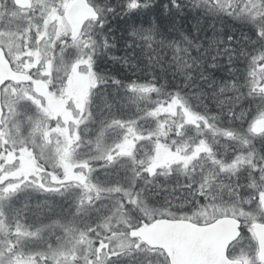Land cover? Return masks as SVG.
I'll return each mask as SVG.
<instances>
[{
  "label": "snow or ice",
  "instance_id": "obj_1",
  "mask_svg": "<svg viewBox=\"0 0 264 264\" xmlns=\"http://www.w3.org/2000/svg\"><path fill=\"white\" fill-rule=\"evenodd\" d=\"M0 264H264V0H0Z\"/></svg>",
  "mask_w": 264,
  "mask_h": 264
}]
</instances>
